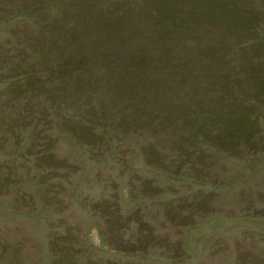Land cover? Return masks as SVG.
Returning <instances> with one entry per match:
<instances>
[{
  "label": "rangeland",
  "instance_id": "obj_1",
  "mask_svg": "<svg viewBox=\"0 0 264 264\" xmlns=\"http://www.w3.org/2000/svg\"><path fill=\"white\" fill-rule=\"evenodd\" d=\"M0 264H264V0H0Z\"/></svg>",
  "mask_w": 264,
  "mask_h": 264
}]
</instances>
